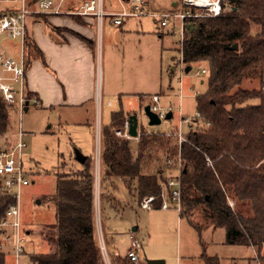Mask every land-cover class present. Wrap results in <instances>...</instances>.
Masks as SVG:
<instances>
[{
  "label": "trees",
  "instance_id": "trees-1",
  "mask_svg": "<svg viewBox=\"0 0 264 264\" xmlns=\"http://www.w3.org/2000/svg\"><path fill=\"white\" fill-rule=\"evenodd\" d=\"M37 2L38 0H34ZM217 17L184 20L178 41V63L205 69L206 88L196 96V112L208 127L189 130L185 142L175 143L162 133L141 131L136 156L130 140H116L112 129L102 130L101 154L106 179H119L137 203L153 198L160 208L169 179L179 183L177 211L197 232L222 229L224 243L255 250L264 245V0H220ZM195 15L196 10L190 9ZM236 50H230L232 46ZM258 81L259 89L243 88ZM0 97V136L9 126ZM121 114L113 115V123ZM111 127V126H110ZM114 128V127H113ZM159 153L150 170L151 153ZM210 161V165L207 164ZM105 198V197H104ZM54 205L55 222L45 227L47 254L32 264H102L95 239L92 160L80 171L57 176L55 192L46 198ZM106 200V199H105ZM14 199L0 191V222ZM0 253V264H5ZM205 264L217 258L201 256ZM111 264H130L125 255L111 256Z\"/></svg>",
  "mask_w": 264,
  "mask_h": 264
},
{
  "label": "rangeland",
  "instance_id": "rangeland-1",
  "mask_svg": "<svg viewBox=\"0 0 264 264\" xmlns=\"http://www.w3.org/2000/svg\"><path fill=\"white\" fill-rule=\"evenodd\" d=\"M144 1L149 3L148 6L151 5L150 0ZM111 2L113 3V0ZM180 2L177 5L178 10L184 9ZM110 6L113 7V5ZM153 6L156 10H171V3L167 0H155ZM106 8L108 9L107 6ZM196 13L201 14L206 11L196 9ZM62 16L74 19L81 17L69 16L66 13H63ZM36 17L45 19L47 14L38 13ZM106 21L103 27L104 36L114 45L108 59L109 61L113 60L115 70L112 73L107 72L106 66H102L99 62L97 64V102L95 106L99 100L102 102L101 105L99 103L102 111L100 122L105 125L112 112H118L121 109L124 111L133 110L137 116L138 135L141 131L158 132L166 137H172L177 143L176 135L185 136L189 130L197 128L185 120L195 117V98L202 94L206 88L205 76L200 73L203 66L201 68L192 66L188 72H185L186 67L178 63L180 22L171 19L170 24L173 29L171 31L169 27L161 28L159 19L149 17H144L141 20L130 19L125 22L126 27L141 23L142 31H132L126 34L123 32L124 27L120 30L110 24L108 20ZM97 29L96 33L99 34ZM158 33L161 37L158 36ZM16 44V42L11 43L13 46ZM16 52L17 48L12 51L11 55L15 57ZM141 74L144 75V85L139 93H144V102L152 95H159L161 103L169 105L165 108L170 109L169 112L172 113V118L163 120L159 126L150 127L147 125V119L143 113L144 106L139 107L137 100L132 96L121 97V101H119V94L131 92L129 89L132 87V83L139 79ZM243 88L258 90L259 83L258 81H254L252 84L245 82ZM108 102H111V107H107ZM7 111L9 126L7 132L0 136V149L11 145L19 130L23 132L26 148L22 163L28 185L23 187L19 193L20 220L25 251L16 262L12 252L8 253L10 250L6 248L5 264H32L30 261L32 256L47 254L53 250V246L44 241L42 234L46 226L55 222L54 205L46 198L54 194L57 176H67L77 172V167L73 165L71 159L74 149L80 150L84 155L91 151L95 239L97 245L100 242H103L104 246L106 244L105 250L110 264L111 256L115 255V252L114 248L107 246L109 242L103 238L102 225L116 233L117 240L119 237L122 238L121 249L125 250L129 243L127 230L130 223L132 227L138 228L134 238L141 244L138 256L142 264H147L149 260H159L164 264H205L201 259L202 255L217 258L218 264H264V245L259 257L250 247L226 245L224 243L225 232L222 229L197 232L179 217L173 204L169 205L168 210L154 208L152 205L149 209H142L137 203L135 192L129 195L125 186L118 181L119 179L104 177V166L101 161L103 134L102 141L100 140L101 154L99 152L102 173L99 174L101 169L99 170L97 167L95 130L98 112L96 108L93 112L95 117H93L90 127L77 124L81 116L77 112L67 115V112L60 109L42 108L32 102L21 113L17 106L11 109L7 108ZM125 115L121 114L116 122L112 121L109 126L104 127L103 132L106 128L112 129L117 126L121 119L131 114ZM137 144L138 140L130 141L133 157L136 156ZM158 154L152 151L150 170L157 166ZM161 199L163 200L162 197ZM165 199L169 203L168 198ZM101 212L105 218L99 221ZM123 233L124 236L119 235ZM112 237L116 240L114 235ZM115 250L117 249L115 248ZM99 255L101 263L105 264L100 249Z\"/></svg>",
  "mask_w": 264,
  "mask_h": 264
},
{
  "label": "crops",
  "instance_id": "crops-1",
  "mask_svg": "<svg viewBox=\"0 0 264 264\" xmlns=\"http://www.w3.org/2000/svg\"><path fill=\"white\" fill-rule=\"evenodd\" d=\"M52 1L56 3L58 0ZM83 1L85 0H65L62 5L63 13H66L68 11L79 10ZM150 1L151 5L148 6L149 3L147 4V2L143 0L145 11L148 14H159L165 11L169 13H179L184 10H178V2L174 0H167L171 3V10H156L153 6L155 0ZM110 5H113V7L111 8ZM106 6L108 7V9L106 8ZM103 7L106 12H120L122 9L130 8V0H113V3L111 2V0H103ZM37 14L38 13H31L27 18V41L25 48V84L29 96L35 98L37 105H40V107L42 108H57L63 112H67V115L73 114V112L79 113L81 116L77 124L89 127L92 124L93 117H95L93 116V112L96 108L98 112L96 129L99 126V139L101 140V131L104 127H107L112 123L113 115L118 113L124 115L133 113L136 114L133 110L124 111L123 109H121L118 112H112L107 123L103 125L100 122L102 111L101 107L99 106V103L101 105L102 102L99 100L97 106H95V103L97 102L96 95L98 62L101 63L102 66H106L107 72L110 71L112 73L115 70L113 60L109 61L108 59L109 54L113 50L114 45L109 39L104 36L103 31V27L105 26L107 22L106 20L108 19H105L101 26H97L95 19L92 17L81 16L79 18L74 19L62 16V14H47V17L43 19L37 18ZM144 17L153 18L146 15L138 18H128L122 22V25L120 27L117 28L121 30V28L124 27L125 29H123V32L126 34L132 31H142L141 23L133 24L131 27H126L125 22L130 19L141 20ZM168 27L171 29V31L173 30L171 28V24ZM96 29L99 31V34L96 33ZM158 30L159 29L157 28V31ZM158 36L161 37L160 34ZM12 42L7 43V49L10 54L14 49L17 48V44L15 46L11 45ZM16 54L17 55L13 57L17 59L18 52H16ZM143 85L144 75L141 74L140 78L132 83V87L129 89L131 90V92L119 94V101H121V97L132 96L137 100L138 106L140 107L142 105L146 106L150 104L152 102L151 98L153 96H157L159 98L158 103L161 107L165 108L169 106L167 104L161 103V96L159 95H152L151 98L146 99V101L144 102V93H139ZM111 106V102H108L107 107ZM138 136L139 135L137 128V137ZM137 137L133 138V140L130 141H136ZM100 145L99 150L97 145L96 154L98 151L100 152ZM104 148L105 147L103 143V148H101V152L104 150ZM90 154L91 151L85 153V155H82H84L87 159L92 160V156ZM71 159L73 161V165L77 167V171H80L82 169V165L75 161L74 152ZM97 160V167L100 170V159L98 158ZM100 173H102V169L101 172L99 171V174ZM118 181L122 183L120 180ZM102 218H105V215H103L101 212V214L99 213V221ZM130 228H132L131 231ZM133 228H135V230H133ZM102 230L104 240L109 242V245L107 246L112 249L114 248L115 255H125L126 252L131 248L130 234H133V236L135 237V232L138 231V228L132 227L131 223L129 224L127 230V232L129 233V243L125 250L121 249L122 238L119 237V239L117 240L116 233L111 232L110 228L107 226L103 227L102 225ZM113 235L116 237V240L112 237ZM119 235L124 236V233ZM115 248L117 250H115ZM7 250H10L8 253L12 252L10 248ZM23 250L25 251L24 245ZM3 253L5 254V251ZM140 264L142 263L140 262Z\"/></svg>",
  "mask_w": 264,
  "mask_h": 264
},
{
  "label": "built area",
  "instance_id": "built-area-1",
  "mask_svg": "<svg viewBox=\"0 0 264 264\" xmlns=\"http://www.w3.org/2000/svg\"><path fill=\"white\" fill-rule=\"evenodd\" d=\"M65 0H58L56 3L52 0H0V97L7 108L18 107L20 113L27 109L29 103L37 105L35 98L29 96L26 89V65H25V48L27 41V18L31 13L63 14L62 5ZM181 1L184 10L179 13L163 12L159 14H148L145 11L143 0H130V8L122 9L120 12H106L103 7V0H85L82 2L79 10L68 11L66 14L72 16L92 17L95 19L97 26H101L105 19L115 27H120L124 19L150 16L159 19L161 27H168L171 19L180 22V35L182 34L184 20L196 17H217L220 15V0H210L207 7H196L189 4L186 0ZM33 8V9H32ZM35 8V9H34ZM190 9L205 10L206 13L193 14ZM17 43L18 58H14L7 49L8 42ZM201 74H205V69H200ZM261 91L264 92V72L261 79ZM152 102L148 104L150 111L156 114L161 121L164 120L170 109L163 108L159 105V98L153 96ZM110 105V104H109ZM131 114L129 116H133ZM129 116L120 120L119 124L112 128L111 136L116 140H132L128 131L130 127ZM188 121L189 124L195 125L198 130L209 126L201 114H195L194 118ZM185 121H182L183 123ZM24 134L19 130L15 141L8 147L0 149V191L14 199V204L10 206L2 221L0 222V253L5 248H10L17 262L18 257L24 253L23 238L20 220L19 193L23 187L28 185V181L23 172V153L26 143L23 140ZM100 128L96 129L97 145H100ZM177 142H185V136L176 135ZM100 158L99 151L97 159ZM210 165V161L207 160ZM161 197L163 198L160 205L161 210H168L169 205H175L178 211L179 200V183L175 179H169L164 185ZM165 198H168L169 203ZM153 198H145L140 202L142 209L151 208ZM131 248L125 254L130 264H140L138 252L141 251V244L136 240L133 234H130ZM98 247L104 256V263L110 264L106 254L103 242L98 243Z\"/></svg>",
  "mask_w": 264,
  "mask_h": 264
},
{
  "label": "water",
  "instance_id": "water-1",
  "mask_svg": "<svg viewBox=\"0 0 264 264\" xmlns=\"http://www.w3.org/2000/svg\"><path fill=\"white\" fill-rule=\"evenodd\" d=\"M229 49L236 50L237 47L234 45L230 47ZM189 70H190V67L185 68V72H188ZM143 113L147 119L148 126L154 127V126H159L161 124L162 122L161 119L156 114L150 111V108L148 105L144 106ZM171 118H172V113L168 112L164 120H170ZM129 122H130V127H129L128 133L131 138H136L137 137V126H138L137 116L136 115L129 116ZM74 159L76 162H78L81 165H83L87 160V158L84 155H82V153L77 149L74 150ZM133 230H135V228H133ZM147 264H164V263L159 260H151V261L149 260L147 261Z\"/></svg>",
  "mask_w": 264,
  "mask_h": 264
},
{
  "label": "bare ground",
  "instance_id": "bare-ground-1",
  "mask_svg": "<svg viewBox=\"0 0 264 264\" xmlns=\"http://www.w3.org/2000/svg\"><path fill=\"white\" fill-rule=\"evenodd\" d=\"M189 4L196 7H207L210 4V0H186Z\"/></svg>",
  "mask_w": 264,
  "mask_h": 264
}]
</instances>
